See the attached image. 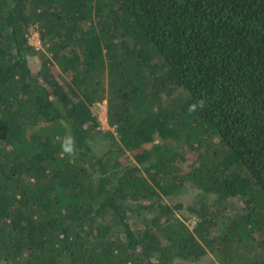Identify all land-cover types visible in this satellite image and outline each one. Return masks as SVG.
<instances>
[{
	"label": "trees",
	"instance_id": "16d2710c",
	"mask_svg": "<svg viewBox=\"0 0 264 264\" xmlns=\"http://www.w3.org/2000/svg\"><path fill=\"white\" fill-rule=\"evenodd\" d=\"M207 254L264 264V0H0V264Z\"/></svg>",
	"mask_w": 264,
	"mask_h": 264
},
{
	"label": "rangeland",
	"instance_id": "374dc122",
	"mask_svg": "<svg viewBox=\"0 0 264 264\" xmlns=\"http://www.w3.org/2000/svg\"><path fill=\"white\" fill-rule=\"evenodd\" d=\"M35 31H37L36 30V28L34 27H32L31 28V34H30V36H29V41L32 43V44H34V45H36V41H37V39H36V32ZM45 51V50H44ZM37 58H39V56L38 57H34L33 58V60H32V64H33V66H34V69H37L39 66H40V61H39V59H37ZM92 111L98 116V118H99V120H100V124H101V127L102 128H107L106 126H107V124H106V121H105V116H104V111H103V107L102 106H99L98 105V107L97 106H94V107H92ZM126 160V159H125ZM190 196V194L188 193V192H181L180 194H179V196H178V198L179 199H184V197H186V198H188ZM186 217H183L182 216V218L184 219L183 221L190 227V228H192V224H193V218L191 217V216H189V215H187V214H184ZM211 259H212V257H210L209 256V254H207L206 256H203L200 260H199V262H197V264H218V263H216V262H211Z\"/></svg>",
	"mask_w": 264,
	"mask_h": 264
},
{
	"label": "clouds",
	"instance_id": "9594fccd",
	"mask_svg": "<svg viewBox=\"0 0 264 264\" xmlns=\"http://www.w3.org/2000/svg\"><path fill=\"white\" fill-rule=\"evenodd\" d=\"M205 103L206 102L204 99H200V100H197L195 103L190 104L187 109L188 114L191 115L195 113L196 111H198L199 109L205 107ZM100 106H102L104 110V105L100 104ZM60 148H61L62 154L67 155L69 157L74 156L75 155V137L71 135L70 133L63 136L61 138Z\"/></svg>",
	"mask_w": 264,
	"mask_h": 264
},
{
	"label": "built area",
	"instance_id": "2783aa9c",
	"mask_svg": "<svg viewBox=\"0 0 264 264\" xmlns=\"http://www.w3.org/2000/svg\"><path fill=\"white\" fill-rule=\"evenodd\" d=\"M40 47V42L39 41H36V45H35V48H39Z\"/></svg>",
	"mask_w": 264,
	"mask_h": 264
}]
</instances>
